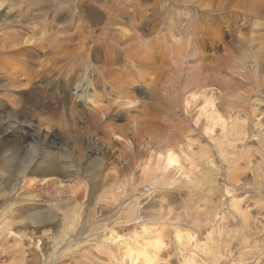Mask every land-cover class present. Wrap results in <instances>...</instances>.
Masks as SVG:
<instances>
[{
  "label": "rangeland",
  "instance_id": "1",
  "mask_svg": "<svg viewBox=\"0 0 264 264\" xmlns=\"http://www.w3.org/2000/svg\"><path fill=\"white\" fill-rule=\"evenodd\" d=\"M2 15L10 23L0 24V186L18 183V191L8 207L0 205V222L10 209L34 211V203L65 209L57 205L64 199L80 212L75 232L57 246L61 218L38 233L16 227L25 253L37 252L33 241L42 236L40 264H144L139 252L151 264H182L191 256L194 264H264V0H5ZM121 28L126 42L114 34ZM194 87H205L220 112L237 118L226 135L219 128L211 138L202 135L204 118L186 129L201 98L189 107L191 117L179 100ZM106 105L109 119L96 112L95 122L93 107ZM26 132L53 144L9 149L6 138ZM171 144L182 146V170L169 168L162 185L159 177L147 184L143 162L151 156L153 166L161 165L157 151ZM131 150L127 172L124 153ZM49 153L55 167L43 165L40 154ZM25 158L35 174L7 178ZM99 162L102 174L95 177ZM210 177L205 203L197 199L206 188L195 186ZM26 195L35 201L18 200ZM2 236L0 264L18 262L4 258L16 238ZM160 239L162 246L152 248Z\"/></svg>",
  "mask_w": 264,
  "mask_h": 264
},
{
  "label": "bare ground",
  "instance_id": "2",
  "mask_svg": "<svg viewBox=\"0 0 264 264\" xmlns=\"http://www.w3.org/2000/svg\"><path fill=\"white\" fill-rule=\"evenodd\" d=\"M3 2H0V8L4 5V3H5V0H2ZM36 1V0H35ZM109 1V0H108ZM31 4V3H30ZM257 4V3H256ZM8 6L7 7H12L11 6V4H7ZM255 6H257V5H255ZM117 7V6H116ZM257 8V7H256ZM19 9V8H18ZM17 13V12H16ZM9 14V13H8ZM184 16H185V14H184ZM15 20H17V18L15 19ZM14 22V21H13ZM1 23H10V19L9 18H7L6 16H0V24ZM260 23H261V21H260ZM256 24V23H255ZM254 24V25H255ZM125 25V24H124ZM127 27V26H126ZM262 27V26H261ZM126 32V31H125ZM115 34V36H118L119 37V40H122L123 42H126V41H124L125 39H123V38H125V37H123V36H125L124 34H126V33H124L123 34V30H122V28H121V31H120V33L119 34H116V33H114ZM128 34V33H127ZM36 35V34H35ZM129 35V34H128ZM31 36V35H30ZM35 37V36H34ZM47 36H44V38H46ZM49 37V36H48ZM127 37V36H126ZM109 38V37H108ZM111 38H113V37H111ZM48 39V38H47ZM46 39V40H47ZM131 41V40H130ZM26 43L25 44H23V45H30V44H35L36 46H38V47H40V48H42L44 45H46V46H48V44H45V42L44 43H40V42H36V41H33V42H30L29 40H26L25 41ZM14 44L15 45H20V43H17V42H14ZM34 45V46H35ZM50 45V44H49ZM9 46H10V44H9ZM49 47V46H48ZM50 48H52V46L50 45ZM249 49V48H248ZM246 51V50H245ZM255 54V53H254ZM244 59V58H243ZM253 67H255V66H253ZM252 67V68H253ZM252 68H250V69H252ZM256 68V67H255ZM249 69V70H250ZM256 72V71H255ZM258 72V71H257ZM256 72V73H257ZM258 74V73H257ZM255 75V74H254ZM91 76L92 75H89L88 77H87V79L89 80V79H91ZM255 78H256V76H254ZM251 78H252V76H251ZM97 79V78H96ZM257 79V78H256ZM87 80V81H88ZM97 83H98V81H97ZM90 84H92V85H90V87L91 86H93V87H95V89H94V91H96V83L95 82H91ZM261 84V83H260ZM226 86V85H225ZM203 88H204V90H203ZM229 88V87H228ZM191 90H189L188 92H185V94H184V92H183V97L182 96H180L181 98V100H179V98H178V100L180 101V104H179V106L182 108L181 110V112H188V114H189V116L188 117H191L190 115H191V104H194V102H197L198 101V97H200L201 98V101L199 100V104H200V106H199V108L197 109V116L194 118V119H190V125H187L188 127H191V126H194L195 128H196V125L198 124V122L200 121V119L201 118H204L205 119V121H204V123H205V125H203V127H202V135H204V136H207V138H211L212 137V135H213V132H214V130L215 129H217V128H219L220 129V132H221V135L222 136H224V134L226 133V129L227 130H229L228 128L230 127H228V124L230 123H232L233 124V126L235 125V123H236V121H237V118H232V117H230L228 114H227V112H225V113H223V111L222 112H220L219 111V108H218V106H217V103H216V101L217 100H215V98L213 97V94H211V92L209 93V90H207V89H205V87H201V88H196V87H194V88H190ZM158 91V90H157ZM160 91V90H159ZM211 91V90H210ZM93 94H95L96 95V99L98 100V101H101V100H103V101H106V100H109L106 96L104 97V98H102V99H100V96H98L95 92H93ZM181 94V93H180ZM156 95V94H155ZM160 95V94H159ZM125 96V95H124ZM161 96V95H160ZM178 97H179V94H178ZM163 98V97H162ZM196 104V103H195ZM198 104V103H197ZM198 104V105H199ZM110 105V104H109ZM113 105L115 106V108H120L121 107V104L120 103H116V102H114L113 101ZM174 106V105H173ZM197 106V105H196ZM195 106V107H196ZM96 107V108H95ZM95 107H93V109H92V111H93V120L95 121V122H97L98 123V115L99 114H96V112H104V116H107L108 117V119H109V115H110V113H111V111H110V109H111V106H108V105H106V106H103V107H101V106H95ZM190 107V108H189ZM170 109V108H169ZM168 109V110H169ZM180 109V108H179ZM193 109V108H192ZM95 113V114H94ZM194 114H195V112H194ZM196 115V114H195ZM194 115V116H195ZM99 119H100V117H99ZM146 121V120H145ZM99 122H101L100 120H99ZM170 123V122H169ZM100 124V123H99ZM147 124H148V122H147ZM159 124V123H158ZM162 124V123H161ZM237 124V123H236ZM163 125V124H162ZM161 125V127H160V125H159V128L161 129V128H164L163 126ZM165 125H167V124H165ZM169 125V124H168ZM134 127L136 126V125H133ZM170 127H171V124L169 125ZM186 126V127H187ZM154 127V126H153ZM166 127V126H165ZM186 128V129H191L192 130V127L191 128ZM238 127V126H237ZM111 129V128H110ZM109 129V130H110ZM134 130L136 129V128H133ZM185 129V130H186ZM113 130V129H112ZM112 130H111V132H112ZM183 130H184V127H183ZM184 130V132H186V135H187V130L185 131ZM190 131V130H189ZM110 132V131H109ZM113 133V132H112ZM183 133V132H182ZM185 134V133H184ZM226 135V134H225ZM229 136V135H228ZM7 140H6V142H7V144H9L10 145V147L11 148H9V149H11L12 151H19V150H25L26 148L28 149V152H30V150H34V149H36L37 147H39V146H41L40 145V142L41 141H43L42 140V137H36L35 136V134L34 133H32V134H29L28 132H26L23 136H21L20 135V137L18 138V139H9V137L8 138H6ZM46 139V138H45ZM140 139V138H139ZM167 140H169V139H167ZM212 140V139H211ZM120 141V140H119ZM164 141V140H163ZM177 141V140H176ZM139 142V141H138ZM175 142V141H174ZM189 142V141H188ZM164 143H165V141H164ZM167 143V142H166ZM53 144V142L52 141H50L49 139H46V140H44L43 142H42V145H46V146H48V145H52ZM165 145V144H164ZM172 145V144H171ZM187 145H190V144H187ZM145 146H146V144H145ZM169 146V145H168ZM173 146V145H172ZM112 147V146H111ZM151 147V146H150ZM44 147L42 146V148H39V150L41 151V149H43ZM47 148V147H46ZM159 148V147H158ZM173 148H174V146H173ZM165 148V149H161V150H159V151H157V153L159 154V155H162L163 157H164V160L162 161V163H161V165L160 164H158L157 163V165H155V166H153V163H151V162H153V160L155 159H150V160H152L151 162H149L148 161V159L151 157H149L148 156V158L145 160V162H143V165H142V168H141V173L143 174L142 176H144V177H147V179H145L146 181L145 182H147V184H151V181L155 178H157V177H159V178H157V183H159V185H162V183H163V181H165V176H164V173H165V171L166 170H168L169 168L170 169H172V168H176V169H178V170H182V168H181V164L179 165V163H180V160H179V158H180V152H181V150H182V146L180 145V146H177L176 148ZM130 149V148H129ZM37 151V150H36ZM32 152V151H31ZM43 152V151H42ZM153 152V151H152ZM155 152V151H154ZM220 152H221V150H220ZM156 153V154H157ZM263 154H264V152H262ZM261 153V154H262ZM33 154H34V151H33ZM98 154H99V151H98ZM146 154V153H145ZM40 155H42V157H43V165L44 166H46V167H49V166H53V167H55L56 165H54L53 164V159L55 158V155H53V154H48V156H44V155H46V154H40ZM132 155H133V152H132V150L131 151H128L127 152V154L126 153H124V156H126V157H128L129 159L128 160H125V163H124V169L123 170H126L127 172H129L130 171V161H131V158H132ZM149 155V154H148ZM29 156V155H28ZM27 156V157H28ZM33 156H35V155H33ZM162 156H161V158H162ZM31 157V156H30ZM41 158V157H40ZM26 159V158H25ZM126 159V158H125ZM159 159V158H158ZM27 160V159H26ZM64 160H69L70 161V159H68L67 157L64 159ZM24 161V160H23ZM31 161H33V160H31ZM56 161V160H55ZM101 162H102V160H101ZM155 162V161H154ZM67 163V162H66ZM30 164H32L31 162H30V159H28L27 161H25V163H23V164H21L19 167H18V172H14V171H12L11 173L9 172V174H7V175H5V176H7V178H13V180L14 181H17V180H21V179H23L24 177H26V176H29V175H34L33 173H32V171L30 172V168H29V166H30ZM66 165V164H65ZM66 166H70V165H66ZM103 164L102 163H97V165H95V167H97V169L98 170H96L94 173V175H95V177H99L101 174H100V172H101V170L103 169ZM34 169V168H33ZM175 171V170H174ZM179 171V172H180ZM35 172V171H34ZM53 172L54 173H56V171H55V169H53L52 171H50V172H48V175H55V174H53ZM158 172H161L162 174L161 175H157V173ZM178 172V173H179ZM3 173V172H2ZM78 173V172H77ZM128 175H130L129 173H128ZM93 177V176H92ZM110 178H112L111 176H109ZM143 177V178H144ZM20 178V179H19ZM105 178H107V175L106 176H103V180L105 179ZM26 179V178H25ZM115 177H113V179L112 180H114L115 181ZM10 180V179H9ZM12 180V181H13ZM103 180H102V182H103ZM118 180V179H117ZM208 181V182H207ZM1 182H3V181H1ZM143 182V181H142ZM154 182V181H153ZM212 183H213V180H212V177H210V178H206V180H200L198 183H197V185L195 186V188H197L199 191H200V189L201 188H206V193L205 194H200L199 195V198L197 199V200H203L205 203H209V202H207V200H206V198H207V196H208V194L210 193V191L208 190V188H209V185H212ZM98 184L99 183H96V185H93L92 184V186H91V189L94 191V192H96L97 190H98ZM100 185V184H99ZM152 185V184H151ZM1 188H0V205H7V207L10 205V202H12V200H13V198H14V196L17 194V191H18V183H15V184H9V183H7L6 185H2V186H0ZM111 192L109 195H111L112 196V199H114V201L116 202L120 197H118V194L116 195L110 188H109V190H108V192ZM148 191V190H147ZM107 192V193H108ZM201 192V191H200ZM106 193V194H107ZM29 196H25V197H22V198H18V197H16V198H18V200H20V202L21 201H23V202H27V200L28 199H30V198H28ZM30 200H33V201H35V198L34 197H31V199ZM65 201H63V200H58L57 201V205L59 204H62V206H64L65 207V209H60L59 207L60 206H56V205H53V206H51L49 209H38V204H36V203H34V205H37V208L34 210V211H31L29 208H27L26 206L24 207V209H20V210H18V211H11V209H10V211L8 210L7 212H6V214H5V218L2 220V222H0V224L1 223H3L2 224V226H1V234H3V236H2V238L1 239H3L4 237H6V235L7 236H9V237H7V238H16L15 239V245H10V247H8V249L10 250V251H8V253L5 255V257L4 258H8V259H11L12 257H14V258H18V259H20L18 262H14V259L12 260L13 262H11L10 264H40L39 263V260H38V258H36L37 257V255L39 254L40 255V253H42L43 252V250L45 249V247L43 246V243H40V241H41V239H42V236L40 237V241H37V243H35L34 241H33V249L35 248V249H37L38 251L37 252H32V254H30V253H25V249L23 248V246H22V244L23 243H25V237L24 236H17L13 231H14V229L16 228V227H26V226H31V227H34L35 228V231H36V233H38L45 225H47V223H53L55 220H59L60 218H61V226H62V228H61V231L60 232H58V233H60L59 235H58V237L56 236V238H55V241H58V242H54V245L55 246H57V244L59 243V242H62V241H64V238L66 237V236H68V234H70V233H74L75 231L74 230H76V228H77V226H78V224H79V218H80V212H79V209L77 208V207H74V208H72V207H70L69 206V204H70V199H64ZM100 200H104V197H102ZM173 202V201H172ZM32 206H33V204H32ZM70 207V208H69ZM34 208V207H33ZM170 210V209H169ZM158 211V210H157ZM166 211V210H165ZM164 211V212H165ZM197 209L195 208V217L193 218V220L194 221H198V216L199 215H197L196 213H197ZM200 211V210H199ZM15 213V214H14ZM167 213H169V211L167 210ZM222 213V209H218L217 210V212H215L214 213V215L216 216L217 214H221ZM4 215V214H3ZM6 217H9L10 218V221H8V220H6ZM93 221H96V219H93ZM92 221V222H93ZM91 222V223H92ZM93 225H94V223H93ZM81 228V227H80ZM80 228H79V230H80ZM1 234H0V236H1ZM85 228L80 232H78V235H77V238L78 239H82L83 237H85ZM177 238L178 239H180L181 238V236H183L184 235V239H185V241H187V240H189V238L188 237H186V234H182V235H179L178 236V232H177ZM47 240H48V237L47 236H44ZM22 239H24V241L22 240ZM83 240V239H82ZM1 241H3V240H0V245L2 244V245H4L5 243H6V241L7 240H4L3 242H1ZM161 239L160 240H158V241H155L153 244L155 245H153V246H151L152 248H154L155 249V247H160V246H162V244H160L161 243ZM209 241V240H208ZM70 243V242H69ZM39 244H41V245H39ZM152 244V243H151ZM151 244H149V246L151 245ZM206 244V243H205ZM68 245V244H67ZM160 245V246H159ZM66 246V245H65ZM186 246V245H185ZM208 246V245H207ZM150 247V248H151ZM67 248V251L70 249L69 248V246H67L66 247ZM63 249H65V247L63 248ZM31 250V249H30ZM133 250H135V249H133ZM3 252H5V250H2ZM204 251V250H203ZM206 251V250H205ZM131 252V251H130ZM126 253H127V251H126ZM128 253H129V251H128ZM136 253H137V250H136ZM152 253V252H151ZM55 254V250L53 251V255ZM145 254H147V253H145ZM145 254L143 253V252H139V253H137V255H136V257L139 259V258H143L142 260L143 261H141L142 263H144V264H151L150 263V261L148 260V258H146L145 257ZM27 255V256H26ZM129 255H131V254H129ZM29 256H31V258H29ZM52 256V255H51ZM133 256V255H132ZM150 256V255H149ZM152 256V255H151ZM61 257V256H60ZM64 257H68V256H64ZM130 257V256H129ZM53 258V257H52ZM134 258L135 257H131V259H130V262H133L134 263ZM54 259V258H53ZM152 259V258H151ZM183 259V263L182 264H194V259H193V257L191 256V257H184V258H182ZM53 261H55V260H53ZM140 261V260H139ZM56 262V261H55ZM124 262V261H123ZM54 263V262H53ZM58 264V263H57ZM132 264V263H131ZM199 264V263H198Z\"/></svg>",
  "mask_w": 264,
  "mask_h": 264
}]
</instances>
